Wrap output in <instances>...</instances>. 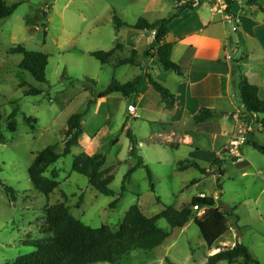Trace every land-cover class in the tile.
Wrapping results in <instances>:
<instances>
[{
  "label": "rangeland",
  "instance_id": "obj_1",
  "mask_svg": "<svg viewBox=\"0 0 264 264\" xmlns=\"http://www.w3.org/2000/svg\"><path fill=\"white\" fill-rule=\"evenodd\" d=\"M2 1L7 5H19L10 16L0 19V180L15 190V200H12L0 183V264L33 251L25 241L43 237L40 229L44 209L54 203L64 202L70 207L71 214L87 226L107 225L117 229L134 204L146 216L152 217L165 207L180 208L202 192L216 196L217 203L231 213L228 230L211 248L193 220L183 228L171 230L167 221L159 218L156 225L170 232L165 243L151 250L134 249L114 264H168L169 261L173 264H207L208 255L236 242L248 248L257 264H264L263 153L250 144H243L238 156L221 152L217 162L220 174L203 173L193 166L178 170V161L194 160L188 155L190 147L184 144L172 147L163 140L150 138L151 127L142 118L140 109L137 110L138 118L130 117L128 107L131 103L120 93H112L108 99L88 106L90 100H98L99 93L111 81L126 83L141 73L138 66H113L117 59L129 56L126 49H117L112 61L106 64L89 55L91 51H107L116 43L131 39L134 32L143 33L134 40L136 47H145L144 31L128 26L118 29L114 17L130 24L139 17L152 21L166 17L172 9L171 3L161 1L163 11L153 12V0ZM258 6L264 7V0H258ZM258 6L251 8L246 0L235 1V7L243 16L239 23L241 30H231L226 22L227 49L234 66L241 65L249 82L259 87V97L264 98V13ZM28 18L34 19V24L27 25ZM247 30L252 33L251 37L245 35ZM16 46L47 54L46 82H37L30 73L19 68L22 55L11 53ZM21 81L25 82L23 87L19 86ZM32 87L42 90L41 93L26 95L24 92ZM231 90L236 94L232 99L233 106L238 109L241 103L237 81ZM14 108H18L17 127L11 132L7 131V117ZM84 111L83 133L78 143L45 172V175L52 169L59 172L58 187L49 195L38 192L28 176L30 164L37 152L48 144H56V150L60 152L67 120ZM24 117L36 119L33 128L24 122ZM258 117L261 120V116ZM243 122L242 134L247 137L251 132V140L264 145L260 124L254 118ZM123 125L138 140L137 155L150 170L153 187L146 169L139 167L121 194L122 180L136 161L129 153L130 141ZM165 126L164 123L157 124V129ZM235 135L236 132L233 137ZM82 153H100L106 157L105 165L111 166L114 174L109 185L114 191L113 196L99 193L85 176L72 170L75 157ZM242 158L246 164L236 165ZM197 163L204 169L210 166L202 161ZM117 197L116 204L110 206ZM203 212L200 210L197 216L201 217Z\"/></svg>",
  "mask_w": 264,
  "mask_h": 264
},
{
  "label": "trees",
  "instance_id": "obj_2",
  "mask_svg": "<svg viewBox=\"0 0 264 264\" xmlns=\"http://www.w3.org/2000/svg\"><path fill=\"white\" fill-rule=\"evenodd\" d=\"M181 1V0H176ZM185 3L177 5L174 11L165 18L155 21H148L143 17H139L134 23H127L118 17H114L116 27L119 29L122 26H128L133 29L145 30L154 32L149 39L148 46L144 51V55H150L153 50V56L156 62L165 71H173L179 76H183L182 68L171 59L172 42L165 41V37L169 32V23L173 18L178 16L182 9H192L195 4L201 0H184ZM233 0H226V13H230V5ZM248 5H257L258 0H246ZM19 3L7 5L0 0V19H5L10 16L18 7ZM260 10L264 13V7L260 6ZM42 17H46V12H42ZM26 24H34V19L28 18ZM122 45L118 42L115 46L107 51L96 50L89 53L90 56L100 61L102 64L110 63L111 58L116 55L117 49H121ZM11 53L22 55V60L19 63V68L27 71L37 82H46V66L48 56L45 53L38 51L27 50L24 47L16 46L11 49ZM242 60V57H240ZM137 50L132 49L128 57L119 58L114 63V67L131 64L137 65ZM235 74H237L238 84L237 93L239 101L242 105V114L239 119L248 120L255 118L260 124L261 130L264 132V98L259 97V87L256 84L250 83L247 76L242 70L240 64L235 66ZM148 83L159 94L161 102L166 109H173L175 105V95L162 83L152 78L149 73H145ZM141 76L136 75L126 83L111 81L98 95V99H102L111 93H120L124 98L130 99L138 93V85ZM25 85L24 81L19 83L20 87ZM42 90L32 87L25 91L26 95H38ZM95 100H90L88 106ZM18 108H14L7 117V131H15L17 127L16 114ZM220 112L215 109L201 108L192 117L193 123L212 120ZM86 111L76 113L69 117L65 129V141L62 150H56V144H48L43 149L37 152L32 163L28 168V176L31 180L34 189L38 192L49 195L59 185L57 181L58 171L52 169L49 175H45L48 168L54 164L60 157L66 156L71 147L78 143L80 135L83 133V116ZM260 115L256 119V116ZM2 114L0 112V123ZM24 122L31 128L34 127L36 119L33 117H24ZM124 128V125L122 129ZM0 129V137L1 136ZM126 135L130 141L129 153L135 158V163L127 170L121 185V194L124 191L126 184L129 182L132 173L135 169L143 167L147 171V176L153 187L151 180V172L142 161V158L137 155L138 140L129 128L126 129ZM244 144H250L253 148L264 154V145L257 143L255 140L246 139ZM106 157L100 153L79 154L75 157L72 170L85 176L88 183L99 193L105 196H113L114 191L110 188V183L114 179V174L111 166L105 165ZM236 165L243 166L242 159L236 161ZM197 167L201 172L206 173L204 168H200L198 164L192 160H180L176 164L178 170H184L188 167ZM5 191L10 195L12 200H15V190L4 184ZM121 194L118 196L120 197ZM114 199L110 206H114L118 200ZM82 197H80L81 199ZM80 201L77 204L79 207ZM197 206L198 210L193 207ZM204 210L201 217H198V212ZM230 211L223 208L217 203L213 196L200 195L194 196L189 202L182 205L180 208L165 207L158 214L148 217L138 205H132L126 212L123 221L117 229H112L110 226L102 225L93 228L83 224L76 219L70 212V207L64 202H57L47 206L44 209L43 223L40 232L43 237L38 239L27 240L25 243L33 248V251L17 256L14 260L5 264H93L102 262L114 264L119 259L130 251L140 248L151 250L161 247L166 239L170 236V232L159 228L156 222L159 218H164L169 224L171 230H176L185 227L190 220L200 229L201 235L206 245L211 248L214 243L228 230V216ZM239 262V264L258 263L253 258L248 248L240 242H236L231 247H224L217 252L208 255L207 264H216L218 262ZM168 264H173L169 261Z\"/></svg>",
  "mask_w": 264,
  "mask_h": 264
},
{
  "label": "crops",
  "instance_id": "obj_3",
  "mask_svg": "<svg viewBox=\"0 0 264 264\" xmlns=\"http://www.w3.org/2000/svg\"><path fill=\"white\" fill-rule=\"evenodd\" d=\"M161 1L172 5V9L166 17L174 11L177 5L185 3L184 0L179 2L176 0H153V12L163 11L160 3L162 5L164 3ZM235 1L233 0L230 5V13H226L222 5L224 0H201L192 9L180 10L178 16L169 23V32L165 41L173 43L171 59L182 68L183 76H179L173 71L163 70L156 62L153 50L150 51V55H144L153 32L142 30L146 36V44L141 49L134 44V40L137 41L143 35L140 32H134L131 39L126 38L125 41L119 42L122 45V50H128L129 55L132 49L137 50V65L132 66L141 67V73L138 74L141 79L137 95L130 99L125 98L136 108L135 114L128 112V115L134 119L138 118L137 110L140 109L142 118L151 127L150 138H156L158 141L163 140L172 147L179 144L189 146V158H194L196 161L188 160L196 163L197 161L208 163L210 166L205 168L206 172H216V174L221 173V169L217 165L221 152L227 151L226 147L234 138L238 126L243 122L233 111L237 109L233 106L232 100L236 94L231 90V86H236V81L238 84V78L235 74V66L231 62L232 55L228 54V35L226 33V22L228 21L225 19V16L229 14L238 20L235 31L241 30L239 23L242 22L243 16L235 7ZM248 6L252 8L258 4ZM258 7L260 9V6ZM161 18L165 17L160 16L152 21ZM244 33L247 37L252 36L248 30ZM129 41L130 43L127 44ZM227 55L231 56L230 60L227 59ZM145 73H149L153 79L162 83L175 95L173 109L169 110L164 107L159 94L148 83ZM234 78L237 79L235 82ZM109 95L95 100V102L108 99ZM201 108L215 109L220 113L212 120L193 123V115ZM238 108H242V105ZM257 118L259 117L256 116ZM162 123L166 126L157 129V124ZM127 128L125 125L124 129ZM259 128L261 127L259 126ZM250 133L247 135L249 140H251ZM242 160L245 165L246 160L243 158ZM201 194L206 195L203 192ZM213 197L217 200L216 196ZM215 251L216 249L213 252Z\"/></svg>",
  "mask_w": 264,
  "mask_h": 264
},
{
  "label": "built area",
  "instance_id": "obj_4",
  "mask_svg": "<svg viewBox=\"0 0 264 264\" xmlns=\"http://www.w3.org/2000/svg\"><path fill=\"white\" fill-rule=\"evenodd\" d=\"M224 2H225V0H224ZM224 2L222 4L223 5V9L226 8V2L225 3ZM225 19L229 22V28L231 30L235 31L237 29L238 20H236L235 18H233L229 14H227L225 16ZM153 34H154V32H153ZM227 59H231V56L227 55ZM135 110H136L135 105H133V104L129 105L128 112L130 114H135ZM233 111H235L236 114H238V116H239V115L242 114L243 108H238L236 110L234 109ZM241 121H243V120H241ZM243 124H244V122H242L238 126V128L236 129L235 137L230 140L228 146L226 147V150L233 156H238L239 155L240 147L245 143V141L247 139V137L242 134ZM244 126H245V124H244ZM200 196L203 197L204 194H201ZM193 209L194 210H198V207L194 206Z\"/></svg>",
  "mask_w": 264,
  "mask_h": 264
}]
</instances>
